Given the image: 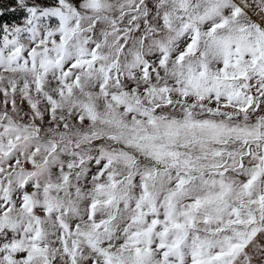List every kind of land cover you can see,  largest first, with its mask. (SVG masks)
I'll use <instances>...</instances> for the list:
<instances>
[{
    "label": "snow or ice",
    "instance_id": "snow-or-ice-1",
    "mask_svg": "<svg viewBox=\"0 0 264 264\" xmlns=\"http://www.w3.org/2000/svg\"><path fill=\"white\" fill-rule=\"evenodd\" d=\"M0 264H264V0H0Z\"/></svg>",
    "mask_w": 264,
    "mask_h": 264
}]
</instances>
